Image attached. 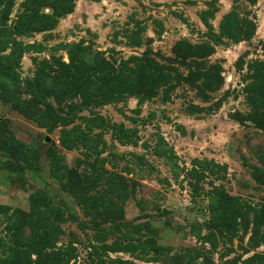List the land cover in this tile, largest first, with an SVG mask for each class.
Returning <instances> with one entry per match:
<instances>
[{"label": "rangeland", "instance_id": "rangeland-1", "mask_svg": "<svg viewBox=\"0 0 264 264\" xmlns=\"http://www.w3.org/2000/svg\"><path fill=\"white\" fill-rule=\"evenodd\" d=\"M23 2L14 0L11 32ZM57 20L51 30L15 35L25 47L16 69L22 98L36 111L46 110V99L55 111L41 126L0 98V126L8 128L0 139L24 145L0 149V257L20 247L10 223L30 218L38 206L52 224L46 246L75 249L67 264H264V105L257 100L264 84V0H76ZM73 45L116 67L158 65L172 81L149 97L125 89L101 105L80 95L59 99L37 84L34 59L69 63ZM9 53L0 47V56ZM82 103L69 125L53 118L70 117ZM109 122L135 129L136 142H119ZM75 127L101 134L100 148L63 146L62 134ZM169 147L180 167L190 169L196 158L227 166L226 178L214 183L247 204L231 238L209 228V197L194 196L184 172L176 177L170 161L156 154ZM102 168L128 179L126 201L104 192L105 183H84L85 174ZM211 180L203 182L206 191ZM23 230L31 245L40 242L28 224Z\"/></svg>", "mask_w": 264, "mask_h": 264}, {"label": "trees", "instance_id": "trees-1", "mask_svg": "<svg viewBox=\"0 0 264 264\" xmlns=\"http://www.w3.org/2000/svg\"><path fill=\"white\" fill-rule=\"evenodd\" d=\"M76 0H24L22 10L17 14L14 31L7 29L8 16L12 11L14 0H0V47L2 50L10 48L8 55L0 56V98L9 102L12 107L24 117L37 122L41 126L49 124V110L55 111L50 102L41 99L40 91L36 93L38 100L46 104L45 111H36L31 104L22 98L21 81L18 78L16 69L20 67L21 57L25 47L15 35H30L32 33L51 30L58 22V18L71 13L74 10ZM4 5V7H1ZM44 7H49L51 13H45ZM235 25V24H234ZM69 63L61 57H50L38 61L37 84H40L44 91L54 94L59 99H74L80 95L86 102H95L99 105L111 99L118 98L125 89L146 97L151 96L155 89L168 85L172 81L170 73L163 71L158 65L142 64L136 70L126 67H116L112 63L102 59L99 53L91 52L90 48L73 45L68 50ZM34 87V83H31ZM36 90V87H35ZM257 100L264 105V84L257 96ZM85 104H79L74 108L70 117L55 113L53 117L62 126H67L75 120L78 113L84 109ZM86 119V118H85ZM89 120V119H86ZM100 121V118L96 119ZM103 126V125H102ZM107 128L112 130L114 137L121 143L134 144L137 133L133 128H127L123 124L106 123ZM6 123L0 126V134L7 131ZM13 136V135H12ZM15 137L7 140L0 139V149L6 145L19 143ZM61 143L69 149L83 148L86 151H97L103 138L101 134H93L91 130L75 127L66 130L61 136ZM20 146L24 147L22 143ZM26 152V150H22ZM156 154L170 161L176 177L184 172L194 196H200L203 192L209 197L210 224L209 228L214 229L222 236L231 238L239 228V219L246 213L247 204L239 197L229 194L223 184H215V180L222 181L226 178L227 166L220 164L213 159H194L192 167H180L177 163V156L172 148L166 150L158 149ZM255 170H258L255 168ZM257 175L258 173L255 172ZM261 176V175H260ZM209 181L212 188L205 190L203 182ZM85 182L93 186L107 184L104 192L114 196L118 200L126 201L131 195L130 182L124 176L111 172L105 168L92 171L84 175ZM85 186V184H83ZM206 191V192H205ZM34 217L19 218L10 223L8 230L12 237L17 240V246L23 249L15 250L13 255L0 257L1 264H67L75 258V249L61 250L52 249L46 244L52 241L48 234L51 231V222L48 213L38 206L32 209ZM29 225L32 233L40 234V242L31 245L33 240L25 237L24 227ZM212 235H214L212 233ZM47 240H46V239ZM209 238V237H208ZM206 239V237L204 238ZM212 246L215 244L212 238L209 239ZM35 254L36 258L32 255Z\"/></svg>", "mask_w": 264, "mask_h": 264}, {"label": "water", "instance_id": "water-1", "mask_svg": "<svg viewBox=\"0 0 264 264\" xmlns=\"http://www.w3.org/2000/svg\"><path fill=\"white\" fill-rule=\"evenodd\" d=\"M45 141L46 142H50V137L49 136H45Z\"/></svg>", "mask_w": 264, "mask_h": 264}]
</instances>
